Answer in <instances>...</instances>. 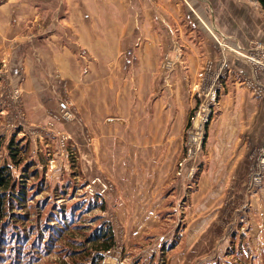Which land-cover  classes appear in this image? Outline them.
<instances>
[{"label":"rangeland","instance_id":"obj_1","mask_svg":"<svg viewBox=\"0 0 264 264\" xmlns=\"http://www.w3.org/2000/svg\"><path fill=\"white\" fill-rule=\"evenodd\" d=\"M7 1L0 0V7ZM21 3L24 4L23 0H16V6ZM78 3L84 4L81 0ZM67 6L65 3L63 7ZM258 6L261 7L259 2ZM65 15L53 16L48 24ZM19 18L17 14L13 17L15 25ZM18 24L12 52L8 57L0 56V165H8L16 189L24 180L25 202L24 208L19 205L12 208L6 201L0 207V264H87L94 251L93 239L108 225L114 244L103 252L101 264H157L161 259L164 264H264V186L250 187L248 197L238 193L235 187H229L227 190L231 191H226L219 206L201 210L204 218L201 224L191 222L195 209L189 208L191 202L187 200L197 188L203 170L204 142L208 126L218 113L220 96L227 89L229 76L237 78L227 60L240 57L248 62L252 72L264 74V66L253 64L250 58L253 55L264 61V42L252 40L243 48L222 39L225 44L220 45L213 37V34L220 37L219 34L205 25L224 64H215L214 60L206 58L192 81L184 75L191 81L188 92L193 106L187 113L178 159L182 154L185 128L199 104L196 90L198 82L204 81L200 71L207 60H212L215 71L221 67L216 81L220 84L218 97L209 104L211 111L204 125L199 165L188 179L176 173V160L171 180L174 190L170 188L165 192V205L155 210L153 221L155 213L148 217V208L115 205L117 178L104 154H100L104 152L103 146L97 152L92 150L93 143L103 135L102 128L95 123L98 108L99 123L103 125L122 119L102 110L106 92L101 73L104 70L92 68L91 65H95L91 63L101 59L108 70L111 64L106 63L103 53L91 51V42L87 40L91 31L80 26L78 43L70 50L69 64L53 66L50 57L47 60L50 66H46L45 58L36 48L38 40H33L35 35L38 38L41 34L40 21L21 18ZM261 29L264 34V19ZM170 48L173 55L166 52L160 63L168 80V74L180 59L176 48ZM37 51L41 61L35 56ZM118 56L119 51L113 59ZM75 66H78V74L71 77L67 72ZM47 69L51 72L45 71ZM91 71L101 74L91 79ZM244 78L243 84L254 89L251 80ZM93 95L101 97L96 105L91 102ZM109 117L118 119L109 121ZM10 149L16 151L14 158L9 154ZM131 162L134 161L129 164ZM256 162L264 166V141L256 146ZM262 170L264 172V167ZM15 211L25 214L19 217ZM60 212L66 226L59 225L62 228L53 232L49 228L54 223L52 218ZM48 235L49 244L45 241Z\"/></svg>","mask_w":264,"mask_h":264},{"label":"crops","instance_id":"obj_2","mask_svg":"<svg viewBox=\"0 0 264 264\" xmlns=\"http://www.w3.org/2000/svg\"><path fill=\"white\" fill-rule=\"evenodd\" d=\"M81 1L84 4L78 0H23L18 7L16 0H8L0 7V56L8 57L12 52L21 18L40 21L41 34L33 40H38L35 47L46 66H50V57L53 66L69 64L80 26L91 31L87 36L91 51L103 53L106 63L111 64L108 70L101 59L91 63L95 65L92 68L104 70L102 110L122 119L103 125L97 107L95 123L103 135L93 143L92 150L99 151L103 146L100 154L117 178L115 205L148 208L147 216L155 213L154 221L155 210L165 205V192L173 189L174 164L181 153L187 113L193 106L189 83L206 58L215 64L222 60L205 25L232 46L247 48L252 40L264 42V9L253 0ZM65 3L67 8L63 7ZM63 13L66 15L62 19L48 24L53 16ZM15 14L20 16L16 25ZM170 47L176 48L180 59L168 80L160 63L166 52L173 55ZM118 51L120 56L113 59ZM39 52L35 56L41 61ZM227 64L237 78L229 76L227 89L220 96L218 113L208 126L204 142L203 170L197 188L187 199L189 208L195 209L190 219L195 224L203 223L202 209L209 211L221 204L226 191H231L229 187L248 197L250 187L264 186V166L256 162V146L264 141V97L243 84L245 77L264 88V74L252 72L240 57H231ZM67 73L77 76L78 66ZM99 73L91 71V79ZM100 99V95H93L91 102L96 105ZM255 175L258 181L253 180Z\"/></svg>","mask_w":264,"mask_h":264},{"label":"built area","instance_id":"obj_3","mask_svg":"<svg viewBox=\"0 0 264 264\" xmlns=\"http://www.w3.org/2000/svg\"><path fill=\"white\" fill-rule=\"evenodd\" d=\"M213 37L220 45L225 44L221 37H218L215 34H213ZM253 57L257 56L252 55L250 57L253 64L257 63L264 66V61L262 62V60L255 59ZM220 64H224L223 59L221 60ZM204 66L205 67H203V69L200 71V74H203L204 81L198 82V89L196 90L199 104L194 115L190 117L191 120H189L185 128V139L183 141L182 154L178 159L176 166V173L178 175H184L185 177L187 176L188 179L192 176L197 165H199L201 161L200 154L205 133L204 125L207 120L208 113L211 111L209 104L216 101L218 97L217 90L220 88V84L216 81L217 77L220 75L219 72L221 71V67L215 71V69H213L212 60H207ZM250 80L257 95L264 97V88L260 85H257V81L253 79ZM258 179V175L253 177V180L255 181H258Z\"/></svg>","mask_w":264,"mask_h":264},{"label":"trees","instance_id":"obj_4","mask_svg":"<svg viewBox=\"0 0 264 264\" xmlns=\"http://www.w3.org/2000/svg\"><path fill=\"white\" fill-rule=\"evenodd\" d=\"M258 2L260 3L261 7L264 9V0H258ZM10 150L11 151L9 154L11 155V157L14 158V155H16V151H12V149ZM21 182L23 184L20 186V188L16 189L15 188L16 182L13 181L12 172L9 169L8 165L6 164L0 165V204H2L0 206L1 208L3 207L4 201H6L7 202L6 204L12 208H16L15 205H19L22 206V208H24L23 207L25 202V189L23 188L24 180H22ZM100 206L103 207L102 201H100ZM15 214L19 217H22L23 214H25V212L15 211ZM67 221H70V219H68ZM52 222L54 223L50 225L51 227L49 228L53 232L56 229L62 228L59 225L66 226L65 217L63 216L62 212L59 213V216H55L54 218H52ZM14 240L17 239L15 238ZM50 240L51 237L50 235H48L45 241L46 243L49 244ZM113 244H114V236L112 233V229L108 225L105 228H103V230L97 235L95 239H93L91 246L92 248H94V251L91 254V256L88 258L87 264H101V260L103 258V252L110 250ZM164 249H161L162 253H164ZM157 264H164V259L158 261Z\"/></svg>","mask_w":264,"mask_h":264},{"label":"water","instance_id":"obj_5","mask_svg":"<svg viewBox=\"0 0 264 264\" xmlns=\"http://www.w3.org/2000/svg\"><path fill=\"white\" fill-rule=\"evenodd\" d=\"M118 118L109 117L108 120H117Z\"/></svg>","mask_w":264,"mask_h":264}]
</instances>
